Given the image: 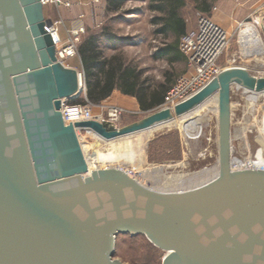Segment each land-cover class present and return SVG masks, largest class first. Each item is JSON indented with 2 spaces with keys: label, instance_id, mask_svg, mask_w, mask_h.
<instances>
[{
  "label": "water",
  "instance_id": "water-1",
  "mask_svg": "<svg viewBox=\"0 0 264 264\" xmlns=\"http://www.w3.org/2000/svg\"><path fill=\"white\" fill-rule=\"evenodd\" d=\"M41 0H0V264H124L119 235H145L163 264H264V170L232 162V89L264 93V76L224 70L201 91L142 120L66 124L64 100L83 74L57 59ZM219 100V174L163 192L128 172L90 170L77 130L105 141L192 114Z\"/></svg>",
  "mask_w": 264,
  "mask_h": 264
},
{
  "label": "rangeland",
  "instance_id": "rangeland-1",
  "mask_svg": "<svg viewBox=\"0 0 264 264\" xmlns=\"http://www.w3.org/2000/svg\"><path fill=\"white\" fill-rule=\"evenodd\" d=\"M61 1V7L49 5L46 8V19L62 21L59 31L62 43L59 48L72 43L76 49L75 55L63 62L65 66L74 68L79 58V72L83 78L79 46L89 36L101 34L105 29L109 30L111 38L107 43L109 46H104L105 54L108 57L120 56L127 64L137 66L143 72V79L148 78L153 85L163 80L166 72L178 74L175 85L180 78L193 74L188 61L187 66L177 64L171 67L156 57L164 42V37L158 34L160 26L154 23L156 18L162 16L155 9L159 2L125 0L122 9L108 12L105 0ZM184 1L180 14L187 22V33L198 29L201 15L209 17L227 32L228 46L219 60L222 69L239 67L253 76H264V54L252 51L245 55L244 47L240 44L244 27H238L231 17L232 10L241 0H214L208 13L200 11L195 0ZM259 1L262 3L261 0H253L241 9L249 10L250 4ZM244 21L239 20V24ZM74 32H78V35H73ZM231 95L232 159L255 160L258 151H264V134L260 132L264 129V93H247L243 88L234 86ZM83 98H86L84 93ZM216 98L213 96L188 117L176 118L175 122L181 120V125L173 124L156 132L142 150L144 163L137 156L138 146L135 144L143 133L108 142L80 134L79 140L90 160L91 169H122L144 186L163 192L186 191L211 181L219 172V106ZM73 100L69 99L68 103L73 104ZM104 104L90 107L94 115L103 116L107 121L108 111L114 106H107L108 102ZM123 110L125 112L115 122L119 127L138 122L154 113L136 115ZM184 125L188 127L186 130ZM165 256L166 252L152 246L145 235L132 237L121 234L117 238L114 259L124 264H163Z\"/></svg>",
  "mask_w": 264,
  "mask_h": 264
},
{
  "label": "trees",
  "instance_id": "trees-1",
  "mask_svg": "<svg viewBox=\"0 0 264 264\" xmlns=\"http://www.w3.org/2000/svg\"><path fill=\"white\" fill-rule=\"evenodd\" d=\"M108 12L122 9L125 0H105ZM155 7L162 16L154 23L160 26L158 34L164 37L163 46L156 53L157 59L164 60L168 65L187 62L188 59L181 51V39L187 34V22L181 16L184 0H155ZM200 11H211L214 0H195ZM48 7V6H47ZM45 7V12L46 8ZM108 29L101 34H93L79 46V56L84 71L85 99L83 93L72 101L73 104L98 105L109 98L115 90L138 99L143 109H154L163 103L169 91L176 83L178 74L166 72L163 82L156 88L148 78L143 79V72L137 66L127 64L120 56L105 54L104 48L109 46L111 38ZM105 46V47H104ZM79 99V100H78ZM152 244V243H151ZM152 246H154L152 244ZM157 248L156 246H154ZM158 250H161L157 248Z\"/></svg>",
  "mask_w": 264,
  "mask_h": 264
},
{
  "label": "built area",
  "instance_id": "built-area-1",
  "mask_svg": "<svg viewBox=\"0 0 264 264\" xmlns=\"http://www.w3.org/2000/svg\"><path fill=\"white\" fill-rule=\"evenodd\" d=\"M41 1L44 7L49 5L61 7L63 5L61 0ZM49 19L52 20V24L48 30L52 34L55 41L58 59L61 56L65 57L60 58L64 64L63 60L68 57H73L75 55L76 49L72 43L64 46L62 49L59 48V45L62 43V41L61 38L59 40L55 39V31L59 32L60 26L63 23L62 21H55L51 18ZM239 27H244V30H246L247 27H251L253 29L254 36H256V38L260 41L264 50V0H262L261 5L254 11L248 20L239 24ZM80 31L81 33L84 32L83 29ZM73 35L77 36L78 32H74ZM228 41V34L223 28H221L209 17L201 15L198 21V29L187 33L181 39L180 44L181 51L187 57L188 64L192 69L193 74L187 77H182L178 80L177 84L167 94L162 108L174 109L176 105L201 91L223 72V69L219 66V60L224 51L227 49ZM240 44L243 46V41ZM245 55H247V53H245ZM236 87L241 89V87ZM245 91L247 93L251 92L248 90ZM68 102L69 100H64L61 108V113L66 124H73L79 121H106L103 116L93 114L90 107L92 104L89 102L86 104H69ZM123 112L125 111L121 108H111L108 111L107 121L115 123ZM77 133L79 137H81L80 134L97 137L94 132L89 130H77ZM232 162H234L233 159ZM245 169L255 168L250 166L247 167L245 165H238L237 170Z\"/></svg>",
  "mask_w": 264,
  "mask_h": 264
},
{
  "label": "bare ground",
  "instance_id": "bare-ground-1",
  "mask_svg": "<svg viewBox=\"0 0 264 264\" xmlns=\"http://www.w3.org/2000/svg\"><path fill=\"white\" fill-rule=\"evenodd\" d=\"M242 41H243V50L245 51V53H248V52H252V51H256L257 53H259V54H263L264 53V50H263V48H262V46H261V43H260V41L256 38V36H254V34H253V29L251 28V27H247V29L246 30H244L243 32H242ZM55 39L56 40H59L60 39V37H59V32L58 31H55ZM57 48V47H56ZM249 54V53H248ZM65 56H68V55H65ZM62 57H64V56H61V57H59V59H58V57H57V59H58V61H60V62H62V60L60 59V58H62ZM65 58V57H64ZM228 69H230V68H228ZM224 70H227V69H223V71ZM251 93V92H250ZM262 94V93H261ZM215 96H217V98L215 99V101L218 103V106H219V100H218V95H215ZM214 96V97H215ZM256 96V95H255ZM209 100H211V99H209ZM209 100L207 101V102H209ZM206 102V103H207ZM195 112H197V110L195 111ZM195 112H193V113H195ZM189 115H187V116H185V117H182V118H186V117H188ZM193 119V117L190 119V120H192ZM176 120H173V121H171V122H168V123H165V124H162V125H158V126H155V127H152V128H149V129H146V130H143V131H140V132H138V133H143L142 135H141V137L138 139V140H136L135 142V144H136V146H138V147H136V153L138 154L137 156H138V158L139 159H141V161H142V163H144L145 162V155H144V153L142 152V150L145 148V145H146V143H147V141L156 133V132H158V131H160V130H162L163 128H165V127H170L171 125H173V124H180L181 125V123H182V121L180 120V122L178 121V122H175ZM192 123V122H191ZM190 123V124H191ZM74 124V123H73ZM184 128H185V130L188 128L187 127V125H184ZM189 131V130H188ZM261 132V135L262 134H264V129L262 130V131H260ZM136 134V133H135ZM260 135V136H261ZM129 136H131V135H129ZM128 136V137H129ZM97 138L98 139H101V138H99L98 136H97ZM125 138V137H124ZM101 140H103V139H101ZM103 141H105V140H103ZM112 141H114V140H112ZM108 142V141H107ZM82 148H83V145H82ZM138 149H139V151H138ZM264 149V148H263ZM83 151H84V153H85V156H86V159H87V161H88V164H89V167H90V160L88 159V156H87V154H86V152H85V150H84V148H83ZM110 157V156H109ZM104 160V159H103ZM110 161H111V159H110ZM234 162H238V165H245V166H250V167H254L255 169H259V170H264V151L263 150H259L258 151V153H257V156H256V159L255 160H253V159H251V158H248V159H246L245 161H241V160H234ZM90 170H94V169H91V167H90ZM152 170H156V169H152ZM218 174H219V172H218ZM142 176V175H141ZM218 176V175H217ZM216 178V177H215ZM214 178V179H215ZM213 180V179H212ZM208 183V182H207ZM206 184V183H205Z\"/></svg>",
  "mask_w": 264,
  "mask_h": 264
},
{
  "label": "crops",
  "instance_id": "crops-1",
  "mask_svg": "<svg viewBox=\"0 0 264 264\" xmlns=\"http://www.w3.org/2000/svg\"><path fill=\"white\" fill-rule=\"evenodd\" d=\"M241 1H242V3H240ZM241 1L239 2V4H237L235 6V8L232 10V13H231L232 14L231 15L232 20H236L238 25H239V20H248L251 17V15L254 13V11L261 5L260 4L261 2L259 1L258 3L250 4L249 10H245V9L242 10L241 8H245L246 5H249V3H251L253 0H241ZM177 64H183L184 66H187V62H183V63L180 62ZM177 64H175V65H177ZM175 65H169V66L174 67ZM82 67H83V65H82ZM74 69L79 71V58L76 61V65H75ZM142 77H144V76H142ZM164 79L159 81V83L163 82ZM157 85L158 84H154L153 88H156ZM174 86L175 85H173V87ZM106 102H108L107 106L109 105V106L123 108L126 110V112H129L131 114H136V115L147 114L150 112H156V111L160 110L164 104L163 103L162 105H160L154 109L145 110V109H143V107L141 106V104L139 103V101L136 97L130 96V95H125V94L121 93L119 90H115L109 98H107L106 100H104L103 102L98 104V106H104V105H106V104H104Z\"/></svg>",
  "mask_w": 264,
  "mask_h": 264
}]
</instances>
